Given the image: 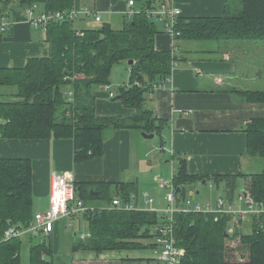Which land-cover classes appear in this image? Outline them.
Segmentation results:
<instances>
[{"label": "trees", "instance_id": "16d2710c", "mask_svg": "<svg viewBox=\"0 0 264 264\" xmlns=\"http://www.w3.org/2000/svg\"><path fill=\"white\" fill-rule=\"evenodd\" d=\"M38 1L49 10L76 6L75 0H0V11L21 18L24 8ZM155 5V0H146L131 17L124 15L119 29L102 20L97 26L84 29H76L75 22L70 20L50 23L45 32L50 49L48 56L30 57L22 67H0V85L16 88L12 98L0 99V135L20 139L71 138L74 160L79 161L103 152L105 132L110 128L131 127L158 132L166 126L168 120L157 117L144 104L146 92L168 77L172 63L177 61L176 55L154 47L155 35L165 32L164 26L159 29L156 25L155 21L159 20L147 15V9ZM177 30L180 34L175 38L189 41L227 43L236 40L240 44L248 41L249 47L245 50L254 52L250 57H257L252 62L257 61L255 79L250 80V88L232 89L231 92L234 90L244 101L264 104V0H232L221 16L179 17ZM129 59L133 63L128 65V82L119 86L118 95L111 98L132 111L119 116H97L93 87L110 86L113 66ZM246 79L248 81V74L244 75V81ZM70 89L73 100L67 101L66 92ZM244 131L247 154L252 161L260 162L261 170L239 175L195 176L187 172L186 160L178 157L171 179L175 192H180L182 187L189 191L195 183L209 181L216 186L223 184L224 194L230 197L235 194L237 179L242 177L246 180L244 189L254 198L263 200L264 116L251 119ZM100 187L97 196L84 194L83 184L75 185V190L85 203L87 199H95V202L111 205L114 196L110 188ZM31 188L30 159L1 157L0 264H19L21 238H2L9 226H24L33 219ZM116 191L121 202H128L132 183H124ZM159 216L154 211L119 207L83 214L89 237L73 242L72 251L86 250L97 255L140 246L139 239L153 236L152 229L160 221ZM213 217L212 213H175L174 241L182 249L179 264H264V226L259 228L258 221L253 220L250 232L227 235V218L214 221ZM51 252L44 243L31 245L30 264H53L46 257V253ZM74 264L120 262L83 258Z\"/></svg>", "mask_w": 264, "mask_h": 264}, {"label": "crops", "instance_id": "0c3cea01", "mask_svg": "<svg viewBox=\"0 0 264 264\" xmlns=\"http://www.w3.org/2000/svg\"><path fill=\"white\" fill-rule=\"evenodd\" d=\"M128 1L75 0V5L95 9L100 12L102 21L119 29L123 25L120 21L124 20L125 11L130 8L139 10L146 0H133L131 6ZM37 3L43 6L41 1ZM228 3V0H155V4L164 5L169 9H179L181 18L221 16ZM86 23H88L87 18L80 19L74 23V27L84 29L97 26ZM120 23L121 26H117ZM0 37V67H22L28 58L46 57L50 53L46 33L24 21L15 23L10 32ZM187 42L189 40L177 39L165 32H159L154 37L156 50L171 52L174 45L179 49L175 52L177 61L172 63L170 75L146 92L144 102L157 117L167 119L168 124L158 132L146 133L159 135L160 142L156 146V151L166 149L176 161L178 157H183L190 175L210 177L250 173L248 171L253 161L247 154V137L244 128L251 119L264 116V104L244 101L235 93L234 90L237 88L231 92L233 88L221 85L225 81L223 76L232 75L235 70L233 60L228 59L224 54L222 57L215 48L209 52L205 51L208 53L206 56L205 54L198 56L193 49L186 48ZM190 44L192 48L196 46L195 49L200 48L195 41H191ZM128 65L127 63L124 67L127 71ZM112 70L110 85L112 82H119L111 77ZM121 70L123 69L120 68L119 72ZM127 82L124 81L120 86H125ZM92 92L96 97L97 116H119L132 111L124 107L119 100H113L102 85L94 86ZM109 92H112L114 97L118 95L110 89ZM9 93V97L12 98L14 92ZM5 95L0 90V98L4 99ZM185 111H188V114L185 115ZM180 117L192 120V130L175 127V120ZM133 130L139 132L135 133ZM142 131L144 130L131 127L110 128L105 132L103 152L79 161L74 160V143L71 138L20 139L5 138L0 135V158L30 159L33 215L49 207L50 180L53 172L67 174L77 186L83 184L84 194H91V191L97 193L91 194L92 196L98 195L100 185H106L110 188L111 195L117 198L116 190L119 186L132 183L129 201L135 207L142 208L138 210L156 211L162 207L163 193H155L156 198L148 202V196L145 195L148 186L151 187L148 180L155 183L158 177L166 178L168 174L172 179L176 166L173 168L171 165L167 168L162 165L163 157L160 158L158 152L152 151L151 143H148L149 138L143 137L140 134ZM164 162L167 163V159ZM141 173L146 174L147 179L144 182L141 181ZM197 183L204 185L210 182ZM197 183L192 186V191ZM94 200L87 199L86 204L111 207L105 202ZM150 203L152 206L148 208ZM69 222L68 224L66 220L67 226L73 230L74 235L81 223H87L81 214L73 216ZM59 223L60 221L56 223L54 230ZM86 236L82 234L77 240H85Z\"/></svg>", "mask_w": 264, "mask_h": 264}, {"label": "built area", "instance_id": "2783aa9c", "mask_svg": "<svg viewBox=\"0 0 264 264\" xmlns=\"http://www.w3.org/2000/svg\"><path fill=\"white\" fill-rule=\"evenodd\" d=\"M128 4L131 6L133 0H129ZM135 12L133 8H130L125 11V15L131 17ZM180 13L179 9H169L160 4L147 9V15L162 22L164 31L174 38L180 34L177 30ZM89 16H92L97 22L101 21L100 12L87 6H75L66 10H49L34 2L24 8L21 18H13L10 14L0 11V33L10 32L13 25L20 21L46 32L52 22L65 20L76 22ZM176 51H178V47L174 45L171 55L174 56ZM102 88L108 91L110 97L114 96L112 92H109L110 86L108 84L102 85ZM66 95L67 101L73 100L71 89L66 92ZM184 114H188V111H185ZM209 185H213V183L210 182ZM159 187L168 189L165 194L166 206L162 210L154 211L160 215V221L152 229L154 242L160 246L158 257L160 264H179L180 262L182 249L175 245L173 233V219L177 212L212 213L214 214V221L227 218V235H233L236 232H250L252 229L251 221L253 220L258 221L259 228L264 226V199L254 198L248 190L240 189L230 197L226 194H218L215 200L211 202L192 198L190 194L192 190L185 191V196L182 199L180 192H175L171 179L170 182L166 179L159 181ZM147 201L152 202L153 198L148 197ZM111 207H119L123 210H138L131 201L123 203L118 198L112 200ZM108 208L110 207H95L86 204L76 196L74 182L67 174L53 172L50 180L49 207L44 211L35 213L31 222L24 226H9L4 231L2 239L21 238L25 235H48L54 231L56 223L61 218H65L69 224L74 215L90 214ZM160 212L163 214H159ZM86 237H89V235Z\"/></svg>", "mask_w": 264, "mask_h": 264}, {"label": "rangeland", "instance_id": "374dc122", "mask_svg": "<svg viewBox=\"0 0 264 264\" xmlns=\"http://www.w3.org/2000/svg\"><path fill=\"white\" fill-rule=\"evenodd\" d=\"M229 3L232 0H228ZM137 10V8L135 9ZM87 18V25H98L99 22L95 21L92 16L86 17ZM122 19V18H121ZM127 21V20H126ZM122 24L124 20L120 21ZM157 27L163 26L162 23L159 21H155ZM121 23L118 24L117 26H121ZM190 42L186 43V48L187 49H193V51L198 55L201 56L202 54H208L206 52H209L212 48H215L220 52V55L223 57V54L228 57V59L234 61V66L235 70L232 75H226L223 76L225 78L224 83L221 85L224 87H229L230 89H239L240 87H251L250 80L255 79L254 75L256 74V65L257 61L252 63L253 61L256 60V56L250 57V51L247 52L248 47H249V42L245 41L243 42L244 44H240L239 41H228L227 43L224 41H220L218 43L217 41L214 40H202L198 41L196 40L195 43L198 45L200 48H192L190 45ZM261 43L262 42H258ZM215 44V46H214ZM262 46V45H260ZM247 49V50H245ZM206 51V52H205ZM205 52V53H201ZM254 53V52H252ZM251 53V54H252ZM212 56V55H211ZM219 56V55H217ZM220 57V56H219ZM127 66V61H122L119 64L114 65V69L112 70L111 77L114 78V80H119V82H112L110 85V91H113L116 93V95L119 92V86L121 83L124 81H127L128 79V71L124 69V67ZM122 68L123 70H120ZM127 73V74H126ZM249 76V79L244 81V75ZM243 83V84H242ZM0 90L2 93H4L5 97L4 99H10V91L15 92L16 88L14 86H9V85H0ZM12 96V95H11ZM1 99V98H0ZM111 99V98H110ZM135 133H138L139 131L133 130ZM142 135V132H140ZM160 142V137L158 134H154L153 137L148 139V143H151V149L152 151L158 152L160 155V158H162V165L164 167H171L173 165L176 166V159H173L171 155L168 153L166 149L157 150L156 151V146L159 145ZM167 159V163L164 162V160ZM165 163L167 165H165ZM138 169L141 167H137ZM174 170V169H172ZM258 170H261V164L260 162L258 163L257 161L253 160V164L251 168L249 169L248 172H257ZM133 173H136V171H133ZM151 176V174H150ZM168 177H162V178H157L155 183H151L148 180V184H151V187L148 186V191L147 194H145L148 197L156 198V194L158 193H163V198H161V203L162 207L158 208L159 210H162L167 204V201L165 200L164 196L166 192L168 191L167 188H161L159 187V181L163 179H167L170 182V175H167ZM141 181H146L147 177L145 173H141ZM244 179L241 177L237 180L236 188L234 189V193L236 194L240 189L243 188L244 186ZM143 183H141V186ZM147 188V184H145ZM198 191V193H196ZM153 194V195H152ZM191 197L199 200V201H204V200H209V201H214L215 198L217 197L218 194H224V188L223 184H220L219 186L216 185H209V183H206L204 185L197 183L194 186L193 191L190 193ZM157 204V201H155ZM151 203L148 204V208H150ZM137 209H142L141 207H136ZM159 214H163L160 212ZM60 223L57 226L56 230H54L51 234L48 235H36L31 238H29V235H25L21 237V243L19 247V264H30V258H29V248L31 245H34L36 243H44L46 246H49L51 248V253H46V257L53 262V264H74L75 261H79L81 259H93L95 258L96 260L99 259H111V260H118L121 264H160L158 261V257L160 254V246L157 244H154V236H148V237H143L139 239V241L142 243L140 246H136L133 248H128V249H121V250H108L99 254H95L94 252L86 251V250H79L77 252L72 251V244L75 240H77L82 234L87 235L88 234V227L87 223L83 222L80 224L79 230L77 229V232L75 235L73 234V230L67 226L66 224V219L61 218L59 219ZM79 226V225H78Z\"/></svg>", "mask_w": 264, "mask_h": 264}, {"label": "water", "instance_id": "95a60500", "mask_svg": "<svg viewBox=\"0 0 264 264\" xmlns=\"http://www.w3.org/2000/svg\"><path fill=\"white\" fill-rule=\"evenodd\" d=\"M127 63L130 65L133 63V60L129 59ZM175 127L176 128L183 127L184 129L192 130V120L190 118L180 117V118L175 120ZM142 136L145 138H150V137H153V133L148 134V133L142 131ZM185 191H186L185 187H182L181 191H180V195H181L182 199L185 196ZM90 193L91 194H97L96 192H93V191H91Z\"/></svg>", "mask_w": 264, "mask_h": 264}]
</instances>
